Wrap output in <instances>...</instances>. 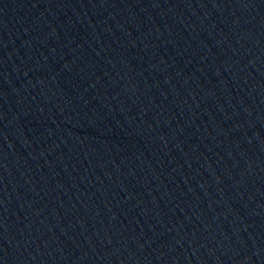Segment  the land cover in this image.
Here are the masks:
<instances>
[{"label":"water","instance_id":"95a60500","mask_svg":"<svg viewBox=\"0 0 264 264\" xmlns=\"http://www.w3.org/2000/svg\"><path fill=\"white\" fill-rule=\"evenodd\" d=\"M0 264H264V170L64 0H0Z\"/></svg>","mask_w":264,"mask_h":264}]
</instances>
